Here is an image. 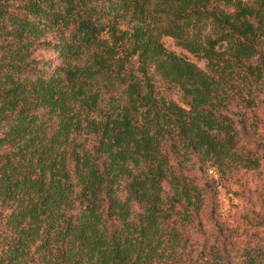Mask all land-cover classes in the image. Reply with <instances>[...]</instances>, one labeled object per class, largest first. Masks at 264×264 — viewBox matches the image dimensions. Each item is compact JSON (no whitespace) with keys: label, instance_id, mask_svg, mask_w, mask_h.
Returning <instances> with one entry per match:
<instances>
[{"label":"trees","instance_id":"16d2710c","mask_svg":"<svg viewBox=\"0 0 264 264\" xmlns=\"http://www.w3.org/2000/svg\"><path fill=\"white\" fill-rule=\"evenodd\" d=\"M189 1L0 0V77H27L0 91V264H264V216L229 227L208 173L264 167V0Z\"/></svg>","mask_w":264,"mask_h":264},{"label":"rangeland","instance_id":"374dc122","mask_svg":"<svg viewBox=\"0 0 264 264\" xmlns=\"http://www.w3.org/2000/svg\"><path fill=\"white\" fill-rule=\"evenodd\" d=\"M249 1L234 0L233 3L239 5L242 3L247 4ZM205 3L210 5L214 3V0H190L186 8L202 7ZM220 5L224 6L222 3ZM121 27L123 32L119 34V37L110 39L119 52L116 63L123 71L137 73L139 60L138 47L135 44L132 30L125 24ZM166 44L168 48L196 63L201 69H206V60L198 59L191 55L187 49L185 50L176 46L172 39H167ZM36 57L43 60H53L55 64L62 66L61 60H58L57 55L51 51H39ZM151 73L154 76L152 84L160 101L183 103L181 93L177 88L167 84L155 71L152 70ZM26 81L27 77L22 74H10L3 78L0 77V91ZM104 95L105 100L108 101L110 96H117V93L110 90ZM211 171H213L212 174ZM208 173L218 189V194L214 198L215 208L220 219L229 227L241 226L242 228L249 229L251 225H246L244 216L248 217V215L254 214L264 216V167L260 170H246L241 167L219 168L211 166L208 169ZM257 222L255 221L254 225L257 231L256 242L260 241L264 244V226L258 225Z\"/></svg>","mask_w":264,"mask_h":264},{"label":"water","instance_id":"95a60500","mask_svg":"<svg viewBox=\"0 0 264 264\" xmlns=\"http://www.w3.org/2000/svg\"><path fill=\"white\" fill-rule=\"evenodd\" d=\"M213 173V171H211V174Z\"/></svg>","mask_w":264,"mask_h":264}]
</instances>
